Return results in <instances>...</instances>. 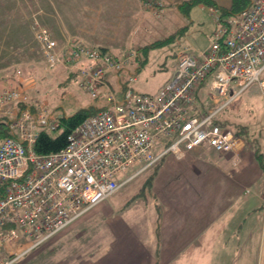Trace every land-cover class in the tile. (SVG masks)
Listing matches in <instances>:
<instances>
[{"label": "built area", "instance_id": "built-area-1", "mask_svg": "<svg viewBox=\"0 0 264 264\" xmlns=\"http://www.w3.org/2000/svg\"><path fill=\"white\" fill-rule=\"evenodd\" d=\"M210 10L216 28L202 58L181 53L172 78L154 95L126 85L117 97L105 74L119 72L125 61L78 39L61 45L36 25L45 64L74 71L89 95L107 104L68 134L64 148L40 154L37 136L41 129L53 132L59 116L31 97L21 68L14 73L16 84L0 91V114L10 117L15 135L0 142V264L21 259L167 156L182 159L202 145L221 154L237 147V137L216 116L254 83L264 94V0H248L238 14ZM210 74V92L225 100L200 114L195 97ZM231 83L237 87L232 94Z\"/></svg>", "mask_w": 264, "mask_h": 264}, {"label": "crops", "instance_id": "crops-1", "mask_svg": "<svg viewBox=\"0 0 264 264\" xmlns=\"http://www.w3.org/2000/svg\"><path fill=\"white\" fill-rule=\"evenodd\" d=\"M7 1L12 2L11 0H0V3L4 4ZM180 1L181 0H177L175 3L177 4V8L181 5ZM29 2L46 4L48 10L44 11V7L39 13L42 14L43 12L42 15L50 19L47 28L61 45L64 44L67 39L72 38L73 34H76L83 40L81 41L86 46L99 48L109 53L115 52L119 54L115 55L112 53L118 59L130 63L132 68L129 71V78L133 77V82H136L138 75H140L148 65L147 56H145L142 64L137 67L132 63L133 56L135 53H138L139 49L142 50L143 47L145 48L149 44L155 42H149V37L153 33V29L151 28L152 25L154 23L156 24L161 18H168L172 13V11L168 12L166 6L168 0H151L148 5H145L143 0H23L21 5H29ZM57 2L66 5L67 12L72 13L71 11H75V13L69 15L70 22L79 19L71 18L73 15L77 17V12H79L78 16L80 17L86 12L85 18L91 22L100 21L98 34H95L96 31L94 30H89V35L83 36L79 32L73 31L70 27H66L64 22L58 23L55 18L57 13L54 7V4L57 5ZM209 6V10H216L218 15L225 16L229 14L223 10L217 11L215 6ZM154 10L159 11L160 15H155ZM210 12L213 15L211 10ZM9 21H11V19ZM20 22L13 20L11 22L12 29L7 25L0 30V53L11 54L19 52L22 47L24 48L28 43L27 24H31V22H29L27 18H24L23 14L21 15ZM73 27H75V25ZM215 28L214 16L212 22L210 20V23L207 25L201 23L197 17H195L191 18L190 22H187L186 25L177 28L176 31L182 33V37L180 36L177 43L178 48H180L178 55L180 56L181 53H187L185 46H196V42H203L206 40V46L208 47L210 36ZM109 30H111V32ZM10 31L12 40L8 39ZM163 33V31L159 32V34ZM105 34H109V36L106 38L103 37ZM172 34L175 33L169 32V35ZM114 37L117 39L123 37L124 41L121 39L115 40ZM166 38L168 37H165V39ZM121 43L124 46L130 45L125 49H114L113 46L116 44L122 45ZM157 45L158 44H156V46ZM205 50L206 49L202 50L201 57ZM41 63L44 62L41 60ZM17 68H21V65L18 63H16L12 69ZM59 70L68 73V77H72L71 70L65 72L60 67ZM173 73L174 71L159 79L158 85L153 89L149 90L143 87H137L134 86V84L129 85L128 88L137 93L154 95L172 78ZM45 75L47 80H50L52 72L51 74ZM110 76H112V74ZM5 79L9 78L6 77ZM105 79H107L106 75ZM117 80H119V77ZM205 80L197 91L195 102L202 98L200 91L206 90ZM11 82L10 84H14V80H11ZM122 87L123 91L127 88L125 84H123ZM236 90L237 87L231 83V94L232 91ZM101 101L102 103L98 108L105 107L107 104L105 99H101ZM263 101L264 94H262L257 84H252L231 101V126L227 129H230L238 139L237 147L231 153H226L224 155L216 152L207 145H202L189 152L180 161H176V159L174 160L173 158L170 160L168 156L166 157L161 167L168 168L171 165L172 167L173 165L182 167L179 176L171 177L172 181L175 179L182 182L181 188L177 190L174 189L173 185H169L164 189L161 195L168 198L167 201L165 202L164 200L163 205H158L155 200L153 206H147L148 217L146 218V222L142 223L143 225L138 224V221L127 222L124 219L127 213L122 214V212L120 214H115L114 211L110 208H106L105 205L99 207L100 204L92 210L100 211L104 216L107 215V222L111 219H115L114 222L110 223L114 228L112 229L111 226L110 228L108 227L114 240L106 241L102 245V247H105L104 251L101 249L97 257L84 258L75 256L71 252L68 254L54 252L46 260L47 264H248L251 255V226L247 228V231L245 230L246 232L244 231V237L239 238V236H236V227H231V223L229 222L231 219V212H241V210L238 209L239 204L234 205V202L231 205L234 207L233 210L231 207V211H228V207L230 206L228 203L230 201L232 202L233 197L238 193L234 195V193H231V190L227 192L225 188L226 192L225 190L223 191L221 198L224 203L221 207L212 211V213H210L209 210H205L203 215L207 214V218L203 217L202 219L200 214L203 211V204L207 207L210 199L217 197L221 182H229L228 184L231 185V188L236 189L233 182H235L237 178L240 177L243 181L249 180V176L245 177L242 172L236 173V171L242 170L245 164L251 166L253 162H251L250 157L254 158V163L259 168V164L255 160V153L258 152L255 147V142L249 140L248 131L246 130V123L249 122L248 119L250 116H247L246 110L252 107V105L256 106V104L260 105L259 109H261ZM236 102H242L244 105L240 113L237 109ZM198 107L200 114L208 111V109L201 108L199 105ZM260 170V173H258L259 176L262 175V177H264V170ZM257 177H255V180ZM239 189H245L246 191L248 185L240 187ZM258 189V198L260 199L261 207H263L261 184ZM151 196L153 197L154 194L152 193ZM237 210L239 212H237ZM225 212H228V214ZM210 216H212V218H210ZM219 217L222 218L221 220L225 221L219 222ZM74 223L75 222L69 225L71 227L68 226L61 234L59 233V235L56 236L57 238H52L51 244L63 241V237L67 239V236L73 232L75 228L81 226L80 222ZM262 226L264 229V221L262 222ZM232 228L233 235L231 236ZM69 238L70 240H67V242L72 241L74 237L69 236ZM22 244L23 246L28 245L26 243ZM109 245L112 247L108 248ZM37 256L38 255L26 256L27 258L25 257V259L35 258ZM21 259L12 264H26L24 258Z\"/></svg>", "mask_w": 264, "mask_h": 264}, {"label": "rangeland", "instance_id": "rangeland-1", "mask_svg": "<svg viewBox=\"0 0 264 264\" xmlns=\"http://www.w3.org/2000/svg\"><path fill=\"white\" fill-rule=\"evenodd\" d=\"M11 1L12 2L7 1L4 4L0 3V30L7 25H9V28L12 29L13 27H11V22L13 20L20 22L22 14L24 15V18H27L29 22H37L39 24L38 26H46V28L48 27L50 19L45 15H42L43 12L42 14L39 13V11L43 10L44 7V11L48 10L46 4L29 2V5H21V2L23 0ZM190 1L192 2L194 0H181V5L177 8V4H175L177 0H168L166 6L168 8V12L172 11V13L168 16V18H161L156 22V24L154 23L151 27L153 29V33L149 37V42H155L146 46L145 48L147 49H145L144 47L142 50L139 49L138 53H135L132 58V63H134L137 67L142 64L145 56H147L148 60V65L146 66L144 71L140 75H138L136 82H128L129 71L132 68L129 62V64L126 63L119 72H115L112 70L105 74L107 77L106 81L109 83L111 91L117 97L120 96L123 92V84L128 86L134 84V86L143 87L149 90L155 88L158 85L159 79L172 73L177 65L179 59L178 52L180 50L177 43L182 33L176 31V29L181 27L182 25H186L187 22H190L191 18L195 17H197V19L201 23L207 25L210 23V20L212 22L213 18V15L209 10L210 4L212 5V7L215 6L217 11H222V9L224 8L230 9L232 3V0H215V3L213 2L214 0H210L211 3H207L205 0H198V3L188 5ZM54 7L57 13V16H55V18L58 23L64 22L66 27H70L73 31H77L83 36L89 35V30H94L96 31L95 34H98L100 21H89L85 18L86 12L81 17L78 16L79 12H77V17L73 15L71 18L79 19H75L70 22L71 20L69 19V15L75 13V11H71L72 13L67 12V6L58 2L57 5L54 4ZM154 12L155 15H160L159 11L154 10ZM10 19L11 21H9ZM32 25L33 24L30 23L27 24L29 40L26 44L27 47H22L21 51L16 53H0V91L7 84L15 85L16 82L13 76V72L15 69L12 68L16 63H18L19 65H21L22 71L24 73L23 78L28 79V82H25L26 79H23L24 82L27 83L28 86H31L33 88L31 90V96L39 102L46 100L45 102H47L49 109L56 115H72L81 108L100 106L102 103L101 99L93 98L89 95L86 89L81 86V77L79 75H72V77H68V73H64L59 70L60 67L62 68V70L67 72L69 70L67 67H50L48 65L45 66L44 63H41L43 55L42 53H40L41 50L35 40V30L37 26L34 25L33 27ZM74 25L75 27H73ZM30 26L32 31L30 30ZM109 31L111 32V30ZM162 31L164 33L159 34V32ZM169 32L175 34L169 35ZM75 35L76 34H73L72 38L69 39L75 38L78 40H82L80 37H78V35ZM107 36H109V34L103 35V37L105 38ZM165 37L168 38L165 39ZM119 38L124 41L123 37ZM8 39L12 40L11 31L9 32ZM114 39L120 40L115 37ZM206 43L207 41L205 40L203 42H196V46H184L188 54L201 59V52L207 47ZM156 44L158 45L156 46ZM129 45L130 44L126 46H124L123 44H116L113 47L114 49L120 50L122 48H128ZM144 49L147 50L146 52L148 53L144 52ZM112 53L115 55H119L115 52H111V54ZM40 55H42V57H40ZM51 72L52 77L50 78V80H47L45 74H51ZM111 74L112 76H110ZM6 77H8L9 79H5ZM118 77L119 80H117ZM11 80H14V84H10L12 83ZM211 80L212 75H208L204 82L206 90L200 91L202 98L200 100H196V103L201 108H205L208 110H210L211 108L219 107L225 100L218 99L214 97L211 92H209ZM229 94L227 95V97H229ZM243 106L244 105L242 102L237 103V109L239 110V113L242 110ZM259 108L260 105L256 104V106L252 105V107L246 110L247 116L250 115L248 119L249 122L246 123V130L248 131L249 140L251 142H255V147L258 153L261 155V158L263 159L262 170H264V101L262 102L261 109ZM216 120L219 123H224V125L221 126L223 129H227L229 126H231V103L220 110V112L216 116ZM36 131L37 129H35L33 132L35 133ZM168 157V159L170 160L172 158L174 160L176 159L172 156ZM165 159L166 157L160 161L161 163L159 162V164H157L153 168L147 170L128 183L124 184L115 195L108 198L99 207L105 205L106 208H110L112 211H114L115 214H120L122 212V214L127 213L124 218L127 222L138 221V224L143 225L142 223L146 222V218L148 217L147 206H153L155 200L158 205H163L164 200L165 202L167 201L168 198L161 195V192H163L164 189H166L169 185H173L174 189L177 190L181 188L182 182L175 179L173 180V182L171 180V177L179 176L182 167L176 165H173V167L171 165L168 168L161 167L164 164ZM177 160L180 161L181 159H176V161ZM250 160L251 162H253L251 166L245 164L243 165V168L240 167L242 168V170L240 169V171H236V173L242 172L245 177L249 176V180L246 179L247 181H243L242 178H237V180L233 182L234 184L232 183L233 185H235L236 189L231 188V185L228 184L229 182H221L217 197L210 199L207 207H205L203 204V211L200 216L202 217V219L203 217L207 218V214L203 215L205 210H209V212L212 213V211H215L219 209V207H221V205L224 203L221 198L225 188L227 189V192L231 190V193H234V195L238 193L233 197L232 202L230 201L228 203L230 205L228 207V211H231V207L233 210L234 207L231 205L234 202V205L239 204L238 209H240L241 212H231V219L229 220V222L231 223V227H236V236H239V238H243L244 231H247V228L251 226V255L248 264H264V229L262 226V222L264 221V209L261 207V202L258 198V188L260 184L262 185L261 192L264 196V177H262V175L259 176L258 173H260L261 168L260 166L258 168V166L254 163V158L250 157ZM130 173L131 170H128L125 174L119 176L118 180L120 182H123L125 177L129 176ZM255 177H257L256 180ZM246 185H248V189L246 191L245 189H239L240 187H244ZM152 193L154 194L153 197L151 196ZM237 212L239 211L237 210ZM225 213L228 214V212ZM106 217L107 215L104 216L100 211L90 210L77 221H75V223L80 222L81 226L75 228L74 231L67 236V239L63 237V241L51 244V239L55 238L57 235H59V233L54 235L50 239L37 245L26 255L27 257L31 255H38L37 257L25 259L26 256H24V261L26 262V264H47L46 260L54 252H59L62 254H68L71 252L75 256L84 258H91L95 255V257H97V255L100 254L101 249L102 251H104L105 247H102V245L108 240H114L113 235L110 234L109 228L110 226L112 229L114 228V226L110 223L114 222L115 219H111L109 220V222H107ZM210 218H212V216H210ZM221 219L222 218L219 217V222L225 221ZM233 228L231 230V236L233 235ZM69 236L74 238L72 239V241L67 242V240H70ZM111 247L112 246L109 245L108 248Z\"/></svg>", "mask_w": 264, "mask_h": 264}, {"label": "trees", "instance_id": "trees-1", "mask_svg": "<svg viewBox=\"0 0 264 264\" xmlns=\"http://www.w3.org/2000/svg\"><path fill=\"white\" fill-rule=\"evenodd\" d=\"M205 1L207 3H211L210 0H205ZM194 3H198V0H194L192 2L190 1V3L188 5H192ZM247 6H248V0H232L231 8L230 9L224 8L222 10L229 13V14H238L243 9H245ZM31 24H33L32 25L33 27H34V25L35 26L39 25L37 22L34 23L33 21H31ZM145 49H147V48H145ZM145 49L143 50L144 52L147 51ZM40 57H42V55H40ZM41 60L44 62V59H41ZM15 70H14L13 74L15 73ZM72 74L76 75L74 73V71H71V76H72ZM98 109H99L98 107L81 108L72 115H65V114L60 115L58 118L57 128L53 132L48 131L46 129L40 130V132L37 136L35 145H34L35 151L37 153H40V154H51V153H54V152L61 150L67 144L68 134L77 125H79L83 119H85L89 115L94 114ZM10 123H11V119L9 116L0 114V142H2L4 139H6L8 137H15L14 131L12 130ZM217 123L220 126L224 125V123H219V122H217ZM255 160L258 162L260 168L262 169L263 163H261V162H263V159L261 158V155L258 152L255 153ZM262 197H263V207L262 208L264 209V196L262 195Z\"/></svg>", "mask_w": 264, "mask_h": 264}, {"label": "bare ground", "instance_id": "bare-ground-1", "mask_svg": "<svg viewBox=\"0 0 264 264\" xmlns=\"http://www.w3.org/2000/svg\"><path fill=\"white\" fill-rule=\"evenodd\" d=\"M179 32V31H178ZM63 67H65V66H63ZM143 195V194H142ZM135 197V196H134Z\"/></svg>", "mask_w": 264, "mask_h": 264}]
</instances>
